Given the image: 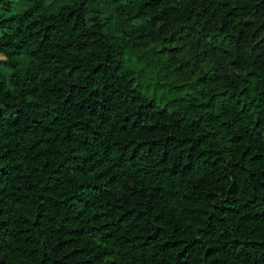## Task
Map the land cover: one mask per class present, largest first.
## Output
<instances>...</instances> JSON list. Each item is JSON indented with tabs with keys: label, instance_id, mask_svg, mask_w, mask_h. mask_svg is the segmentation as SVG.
<instances>
[{
	"label": "trees",
	"instance_id": "1",
	"mask_svg": "<svg viewBox=\"0 0 264 264\" xmlns=\"http://www.w3.org/2000/svg\"><path fill=\"white\" fill-rule=\"evenodd\" d=\"M0 264H264V0H0Z\"/></svg>",
	"mask_w": 264,
	"mask_h": 264
},
{
	"label": "rangeland",
	"instance_id": "2",
	"mask_svg": "<svg viewBox=\"0 0 264 264\" xmlns=\"http://www.w3.org/2000/svg\"><path fill=\"white\" fill-rule=\"evenodd\" d=\"M1 68L4 71V73L7 75V77L11 75L12 69L9 66L2 64ZM169 80L172 82L174 81V79L172 78H170ZM144 83L146 90H148V93L154 95L158 99H161L163 102L179 94L178 92L171 90V87L168 84L157 85L155 79L148 78L144 81Z\"/></svg>",
	"mask_w": 264,
	"mask_h": 264
}]
</instances>
